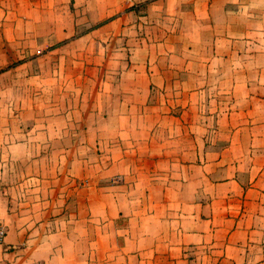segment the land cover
Masks as SVG:
<instances>
[{
    "label": "crops",
    "instance_id": "1",
    "mask_svg": "<svg viewBox=\"0 0 264 264\" xmlns=\"http://www.w3.org/2000/svg\"><path fill=\"white\" fill-rule=\"evenodd\" d=\"M0 264H264V0H0Z\"/></svg>",
    "mask_w": 264,
    "mask_h": 264
},
{
    "label": "built area",
    "instance_id": "2",
    "mask_svg": "<svg viewBox=\"0 0 264 264\" xmlns=\"http://www.w3.org/2000/svg\"><path fill=\"white\" fill-rule=\"evenodd\" d=\"M5 235H6V229L3 226V224L0 223V243L3 242Z\"/></svg>",
    "mask_w": 264,
    "mask_h": 264
}]
</instances>
